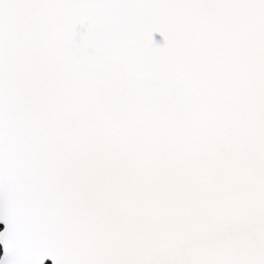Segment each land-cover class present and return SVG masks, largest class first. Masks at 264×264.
Returning <instances> with one entry per match:
<instances>
[{
    "label": "snow or ice",
    "instance_id": "snow-or-ice-1",
    "mask_svg": "<svg viewBox=\"0 0 264 264\" xmlns=\"http://www.w3.org/2000/svg\"><path fill=\"white\" fill-rule=\"evenodd\" d=\"M0 224V264H264V0H0Z\"/></svg>",
    "mask_w": 264,
    "mask_h": 264
},
{
    "label": "water",
    "instance_id": "water-1",
    "mask_svg": "<svg viewBox=\"0 0 264 264\" xmlns=\"http://www.w3.org/2000/svg\"><path fill=\"white\" fill-rule=\"evenodd\" d=\"M154 40L158 44H162L163 43L162 38L158 34L154 36ZM0 227H1L0 231H3L4 225L0 224ZM0 250H1L0 256H3V246L2 245H0ZM45 264H51V261L50 260H46Z\"/></svg>",
    "mask_w": 264,
    "mask_h": 264
},
{
    "label": "trees",
    "instance_id": "trees-1",
    "mask_svg": "<svg viewBox=\"0 0 264 264\" xmlns=\"http://www.w3.org/2000/svg\"><path fill=\"white\" fill-rule=\"evenodd\" d=\"M0 229H1V227H0ZM0 253H1V250H0Z\"/></svg>",
    "mask_w": 264,
    "mask_h": 264
}]
</instances>
